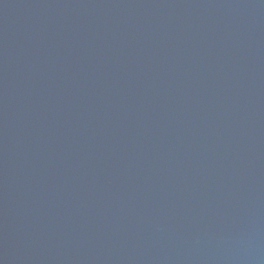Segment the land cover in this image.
<instances>
[{"label": "water", "instance_id": "obj_1", "mask_svg": "<svg viewBox=\"0 0 264 264\" xmlns=\"http://www.w3.org/2000/svg\"><path fill=\"white\" fill-rule=\"evenodd\" d=\"M0 264H264V0H0Z\"/></svg>", "mask_w": 264, "mask_h": 264}]
</instances>
